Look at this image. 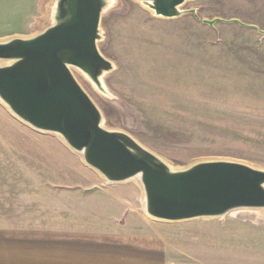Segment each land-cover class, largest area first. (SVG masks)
Returning <instances> with one entry per match:
<instances>
[{
  "label": "rangeland",
  "instance_id": "rangeland-1",
  "mask_svg": "<svg viewBox=\"0 0 264 264\" xmlns=\"http://www.w3.org/2000/svg\"><path fill=\"white\" fill-rule=\"evenodd\" d=\"M111 2L97 41L114 64L103 77L111 96L72 71L106 129L128 133L173 167L228 158L264 168V35L235 22L202 24L191 14L155 16L134 0ZM50 3L0 0V39L43 30ZM194 7L201 18L235 17L264 30V0H190L181 6ZM22 169L44 175L23 176ZM0 171V182H94L95 174L105 182L60 137L33 129L1 102ZM162 224L171 264H264V209Z\"/></svg>",
  "mask_w": 264,
  "mask_h": 264
},
{
  "label": "water",
  "instance_id": "water-1",
  "mask_svg": "<svg viewBox=\"0 0 264 264\" xmlns=\"http://www.w3.org/2000/svg\"><path fill=\"white\" fill-rule=\"evenodd\" d=\"M110 0H53L49 24L29 36L0 39V102L33 129L53 133L107 183L132 179L142 190V212L177 222L222 216L231 210L264 209V168L242 160L200 159L185 167L170 163L128 133L103 125V115L76 80L83 74L102 93L114 64L101 55L102 13ZM163 18L191 14L202 24L238 23V18H201L190 0H134ZM107 95V94H106Z\"/></svg>",
  "mask_w": 264,
  "mask_h": 264
},
{
  "label": "crops",
  "instance_id": "crops-1",
  "mask_svg": "<svg viewBox=\"0 0 264 264\" xmlns=\"http://www.w3.org/2000/svg\"><path fill=\"white\" fill-rule=\"evenodd\" d=\"M92 180L0 182V264H171L166 226L142 212L140 186Z\"/></svg>",
  "mask_w": 264,
  "mask_h": 264
},
{
  "label": "bare ground",
  "instance_id": "bare-ground-1",
  "mask_svg": "<svg viewBox=\"0 0 264 264\" xmlns=\"http://www.w3.org/2000/svg\"><path fill=\"white\" fill-rule=\"evenodd\" d=\"M112 0H110L109 2H110V4L112 3L111 2ZM114 2V1H113ZM51 4V3H50ZM114 3H112L111 5H113ZM111 5L105 10V11H107L110 7H111ZM50 8V9H49ZM112 8V7H111ZM47 13H48V17H46V18H48V21L50 22V18H49V16H50V14H51V7L50 6H48V11H47ZM78 72V71H77ZM108 96H111V94L110 93H106ZM4 105V104H3ZM5 106V105H4ZM7 107L5 106V109H6ZM8 110V109H7ZM8 112H9V110H8ZM159 156V155H158ZM159 158H160V156H159ZM162 158V157H161ZM163 160H165L166 162H168L166 159H164V158H162ZM169 163V162H168Z\"/></svg>",
  "mask_w": 264,
  "mask_h": 264
}]
</instances>
